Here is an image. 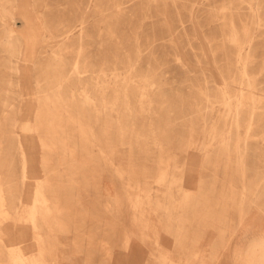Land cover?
I'll list each match as a JSON object with an SVG mask.
<instances>
[{
    "label": "rangeland",
    "instance_id": "1",
    "mask_svg": "<svg viewBox=\"0 0 264 264\" xmlns=\"http://www.w3.org/2000/svg\"><path fill=\"white\" fill-rule=\"evenodd\" d=\"M15 6L22 53L11 60L0 48V64L19 68L0 65V79L16 84L0 91L12 97L6 109L0 102V187L7 197L0 200V264L15 263L13 250L31 264H147L155 251L149 242L147 252V208L154 199L162 211L159 195L174 193L187 205L197 194L225 202L211 206L212 217L196 218L198 225L214 221L204 229L217 240L176 251L212 250L209 264H241L233 241L242 237L241 224L231 215H239L241 199L264 200V0H17ZM54 58L65 62L64 96L73 101L64 105L57 95L45 113L46 96L57 91ZM58 104L76 122L72 157L67 141L44 149L46 119L56 122L57 137L66 127L65 118L53 119ZM36 117L39 128L25 130L35 129ZM20 151L28 159L25 173ZM38 183L51 209L40 207L37 215ZM263 212L250 229L242 225L246 248L264 236ZM172 259L199 264L178 252Z\"/></svg>",
    "mask_w": 264,
    "mask_h": 264
},
{
    "label": "bare ground",
    "instance_id": "2",
    "mask_svg": "<svg viewBox=\"0 0 264 264\" xmlns=\"http://www.w3.org/2000/svg\"><path fill=\"white\" fill-rule=\"evenodd\" d=\"M16 2L17 0H6V1H3V0H0V18L3 20V22L0 24V26H2V33L0 34V48L3 49L4 51H6L8 53V55L10 56V59L12 56H19L21 53H22V42L24 40L22 34H20L17 29L14 27L15 25V20H16V17H15V14H16ZM9 6H8V5ZM24 48V47H23ZM6 55V54H5ZM12 60V59H11ZM16 61V60H15ZM54 61H55V65H57L58 67V74L55 75V80L53 81V87L55 89H57V91L54 93L55 97L54 98H51V97H47L46 96V104H45V108H43V111L45 113H50L52 112V107L50 105V100H53L52 102L56 101L57 102L59 101V98L57 97V95H61L62 96V103L64 105L68 104V101L69 100H72L70 97L69 98H65L64 95L67 94V91L65 90V88H69L70 89V84H68L67 80L70 79V76L68 73H65L63 71V67L65 66V62L63 59H55L54 58ZM10 62V61H9ZM17 62V61H16ZM20 62V61H19ZM0 65H4L5 66V69H9L10 71H14V72H17L19 68H17L16 66H13L11 64V62L9 64H4V63H1ZM28 65V64H27ZM51 65V64H49ZM47 68V67H46ZM76 68V67H75ZM24 69V68H23ZM56 69V68H55ZM52 70V69H51ZM78 70V69H76ZM49 73V72H48ZM7 76H5L6 78ZM23 77V76H22ZM19 78V77H17ZM16 78V80H17ZM8 81V79H7ZM15 81V80H14ZM19 79H18V83H19ZM15 83H13L12 81H9L8 83H6V81L4 79H0V91L3 89V86H7V87H12ZM16 85V84H15ZM18 85V84H17ZM45 87V86H44ZM53 88V89H54ZM6 89V88H4ZM42 87H40L38 85V91L40 93L39 97L42 96V91H41ZM50 90V89H49ZM9 91H12L10 88H9ZM15 91V90H14ZM45 91V90H44ZM47 91V90H46ZM11 93V92H10ZM51 93V92H50ZM28 96V95H27ZM72 96V95H71ZM85 97V96H84ZM12 97L10 96H6V97H2L1 96V93H0V102H1V99H4V107L6 109V107L9 105V101ZM61 98V97H60ZM74 98V97H72ZM82 98V97H81ZM88 98V97H86ZM90 99V98H89ZM13 100V99H12ZM86 100V99H85ZM73 101V100H72ZM92 101V99H91ZM86 102V101H84ZM45 103V102H44ZM89 103V102H88ZM63 104H58V105H55V108L59 111H55L53 112V119H60V121L62 119H66V127L65 128H62L61 131H62V137H57L56 136V129H55V123H49L48 121H50V118L48 117L45 121L46 125L47 126V134H45L44 136V139H43V143H44V149L48 152V151H51V149L54 150L55 148V145L57 143V141H61L63 143V146L65 144V142L67 141V149L71 151V154L70 156L72 157L73 156V152L71 150L73 146V142H72V139L74 138L71 133H72V129H75L76 126L74 124H76V122L72 121V118L74 117L73 114H69L67 116H65L64 112L66 110H62V108L64 109V105ZM85 104V103H84ZM12 107L11 109H13V104H11ZM10 105V106H11ZM24 106V105H23ZM22 106V107H23ZM86 106V105H85ZM42 108V107H41ZM42 112V110L40 111ZM67 112V111H66ZM237 114V113H236ZM52 115V113H51ZM238 115V114H237ZM37 116V115H36ZM40 117V116H39ZM4 119H9V115L8 114H4L3 116ZM237 118V117H236ZM238 119V118H237ZM79 122V121H78ZM73 123V124H72ZM57 125V124H56ZM40 124L37 123V117H36V123H35V129H32L30 127V124L28 125H25L24 126V129L25 130H37L39 128ZM62 126V124H61ZM60 126V127H61ZM0 127H1V123H0ZM78 130H80L82 132V134H85V128H84V125L80 123V125L78 124ZM58 133V132H57ZM58 135V134H57ZM26 137H30L28 136L27 134L25 135ZM88 136V135H87ZM230 137V136H229ZM20 138V137H19ZM228 138V137H227ZM230 139V138H229ZM80 140V139H79ZM81 141V140H80ZM226 141V140H225ZM20 142V141H19ZM228 142V140H227ZM80 143V142H79ZM2 143L0 142V164H4L3 162V159H2ZM227 144V143H225ZM80 145V144H79ZM99 150V149H98ZM81 151V150H80ZM45 153V151H44ZM20 154H21V157H22V167H23V170H24V173L26 172L27 168H28V159H27V155H26V152L25 151H20ZM68 155V154H67ZM106 155V154H105ZM67 161V160H66ZM111 163V161H110ZM51 164V162H50ZM113 164V163H112ZM62 170V169H61ZM66 172V171H65ZM117 172V170H116ZM27 174V173H26ZM75 174V173H74ZM4 176V175H3ZM74 178V177H73ZM1 180V178H0ZM43 183V182H42ZM42 183H38L37 185H35V190H34V203H33V206H32V210L34 212H36L40 207H43L40 208L41 210H46V211H50L51 209V206L49 205L50 202L48 201V198L46 197L45 193L42 191ZM26 184V183H25ZM0 186H1V181H0ZM2 191V192H1ZM54 193V192H53ZM57 193V192H56ZM3 194V188L1 189L0 187V200H3L5 203H6V200H7V197L4 196ZM257 195V194H256ZM21 200V199H20ZM47 201L49 203H47ZM58 201V200H57ZM2 202V201H1ZM59 202V201H58ZM249 203V204H248ZM240 207H239V215H237V221L241 224V227H240V231H241V235L242 234H245V225L242 226L243 224L247 223V229L249 228L250 229V224H253L254 223V220L256 219V217L259 216V213L263 212L264 211V200L262 198L259 197V195H257L256 197H254L252 200L251 199H241L240 200V203H239ZM251 204H253V206L256 207V210L254 212L251 213L250 210H252L253 208H251ZM1 205V204H0ZM7 205V204H6ZM55 205V204H54ZM225 205V202L223 201V199H215V200H212V206H215L216 208L217 207H224ZM226 207V206H225ZM228 207H226V212L229 213L230 210L229 208L227 209ZM2 209V208H0ZM39 209V210H40ZM3 210V209H2ZM1 210V212H2ZM40 210V211H41ZM254 210V209H253ZM252 210V211H253ZM48 213V212H46ZM44 212V211H43ZM43 212H40L39 215ZM53 214V212H50ZM49 213V214H50ZM264 213V212H263ZM48 214V215H49ZM34 215V214H33ZM37 215H38V211H37ZM47 215V216H48ZM43 218L44 216L41 215ZM51 217V216H50ZM54 217V216H53ZM249 217V219H248ZM33 218V217H32ZM48 218V217H46ZM35 219V218H34ZM40 219V218H39ZM248 219V220H247ZM51 220V219H50ZM34 221V220H33ZM46 221V220H45ZM53 221V220H52ZM44 222V220H43ZM47 222V221H46ZM48 223V222H47ZM228 223V222H227ZM34 224V223H32ZM63 224V223H62ZM231 225V223H228V225ZM36 225V224H34ZM50 225V223H49ZM252 226V225H251ZM230 226H228L229 228ZM40 234V233H39ZM38 234V236H39ZM241 237V236H240ZM237 240H239V238ZM42 239V238H41ZM39 240V238H38ZM41 241V240H39ZM44 242V240H43ZM43 242H42V246H43ZM41 244V243H39ZM130 251V250H129ZM128 251V252H129ZM11 253H13V255H16L17 252L19 253L15 260H14V264H31L30 260L26 259L25 257H23V255H20L22 254L19 250H13V251H10ZM160 256L161 257H167L168 256V253L167 252H164L162 249H160ZM41 255V254H40ZM45 255V254H44ZM117 255V254H116ZM115 256V255H114ZM236 261L237 263H241V264H264V236L263 235H260L259 237H257L256 239H254V242L252 245L248 246L247 248L244 247L242 248V246H240V248L236 251ZM42 258V257H41ZM114 259V258H113ZM115 261V260H114Z\"/></svg>",
    "mask_w": 264,
    "mask_h": 264
},
{
    "label": "crops",
    "instance_id": "3",
    "mask_svg": "<svg viewBox=\"0 0 264 264\" xmlns=\"http://www.w3.org/2000/svg\"><path fill=\"white\" fill-rule=\"evenodd\" d=\"M85 166V164L79 165V173H83L84 171H86ZM195 196L197 197V199H193L187 205V202L185 200H182L181 197H179L175 193L171 196L159 195L158 200L160 201V205L163 207L162 211L156 210L153 206L157 202L154 199L151 200V207L149 206V208H147V215L144 218V227L145 237L147 241V252L148 248L151 247V245H149V242L154 243L153 245L155 251L152 252L151 255L147 254V264H177V262L172 259L173 252L175 254L178 252V256L180 257L188 258V256H190L195 260L198 259L199 264H209L208 260L214 259L213 256L210 255L212 253V250L207 251L198 249V251H192L187 256L180 255L182 253H180L181 248H184L186 243H195L202 240H217L215 238L214 232L204 229L206 225L213 226L214 221L206 220L203 224L198 225L196 219L199 217L208 218L214 215V209L211 208V206L212 199L215 197L208 194H197ZM169 197H172V201ZM30 212L31 207L27 211V216L29 221L32 222ZM237 215L238 214H235V212L233 211V214L231 216L237 217ZM172 218H177V221L174 222ZM50 226H52V224ZM170 236H172L173 238ZM237 236L240 237V233H238ZM243 238L244 235L242 234L241 240H237L238 238L236 240H233L235 242L234 248L239 249L240 246H242V248L245 247ZM173 246L174 248L173 250H171ZM160 249H162L164 252H167L168 256L161 257L159 255ZM179 249L180 251H176Z\"/></svg>",
    "mask_w": 264,
    "mask_h": 264
}]
</instances>
